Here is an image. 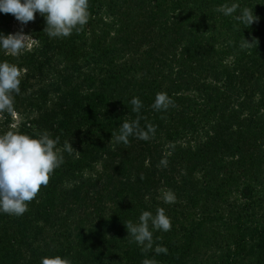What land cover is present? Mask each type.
Returning a JSON list of instances; mask_svg holds the SVG:
<instances>
[{
  "label": "trees",
  "instance_id": "16d2710c",
  "mask_svg": "<svg viewBox=\"0 0 264 264\" xmlns=\"http://www.w3.org/2000/svg\"><path fill=\"white\" fill-rule=\"evenodd\" d=\"M245 9L249 26L237 19ZM89 14L50 38L37 12L34 46L0 51L22 71L0 135L47 131L64 157L22 216L0 214V264H264V0H89ZM14 21L0 12V32ZM159 92L166 111L152 108ZM136 120L150 139L115 143ZM158 208L171 230L142 250L125 224Z\"/></svg>",
  "mask_w": 264,
  "mask_h": 264
},
{
  "label": "clouds",
  "instance_id": "9594fccd",
  "mask_svg": "<svg viewBox=\"0 0 264 264\" xmlns=\"http://www.w3.org/2000/svg\"><path fill=\"white\" fill-rule=\"evenodd\" d=\"M236 6L222 8L224 15H232ZM0 12L11 13L22 25L35 19L39 12L46 20L44 31L50 38L69 37L73 31H79L89 20V0H0ZM237 19L251 25L257 18L251 10L245 9ZM31 35L25 34L23 28L15 34L5 35L0 32V51L12 56H20L28 50ZM247 44H251L246 40ZM22 71L8 62H0V113L14 111V96L20 94ZM132 110L139 113L143 102L138 97L130 101ZM173 106L172 99L165 92L156 94L152 108L156 111H166ZM151 126L147 131L139 129V121H125L120 125L119 133L114 137L115 143H129V137L135 136L141 140L150 139L154 134ZM113 141V137L111 142ZM59 139L51 138L45 131L38 135H28L8 131L0 135V214L22 216L41 190L49 183L50 175L64 163L63 153L57 148ZM65 150L74 149L66 142ZM165 163V161H162ZM163 203L176 202L175 195L169 191L162 194ZM131 242L142 250L151 249L154 243V232L171 230V220L163 208L156 213L143 211L138 223L125 224ZM157 255L167 254V247L157 245ZM40 264H70L66 258L54 255L41 258ZM143 264H157L155 260L145 259Z\"/></svg>",
  "mask_w": 264,
  "mask_h": 264
},
{
  "label": "rangeland",
  "instance_id": "374dc122",
  "mask_svg": "<svg viewBox=\"0 0 264 264\" xmlns=\"http://www.w3.org/2000/svg\"><path fill=\"white\" fill-rule=\"evenodd\" d=\"M22 28H23V31H24L25 34L30 35V26H29V24L22 25L17 20L12 23L11 34H15L16 32L20 31ZM34 44H35L34 40H31L28 48H32L34 46ZM0 119H1V117H0ZM20 119H21L20 116H14L13 117L14 125H17L20 122Z\"/></svg>",
  "mask_w": 264,
  "mask_h": 264
}]
</instances>
